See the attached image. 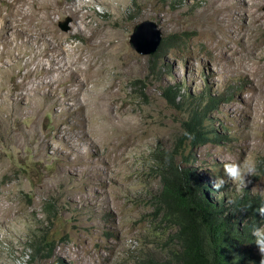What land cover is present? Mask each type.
I'll return each instance as SVG.
<instances>
[{
	"label": "rangeland",
	"instance_id": "rangeland-1",
	"mask_svg": "<svg viewBox=\"0 0 264 264\" xmlns=\"http://www.w3.org/2000/svg\"><path fill=\"white\" fill-rule=\"evenodd\" d=\"M210 2L122 0L105 8L92 0L87 20L53 15L40 29L25 24L31 54L0 72V264L164 262L176 228L157 215L156 158L179 145L194 112L215 134L184 146L207 185L227 179L225 163L257 170L246 187L229 180L214 199L264 198V20L249 26L257 9L232 0V26L203 34L213 25ZM258 14L264 18V4ZM146 21L157 24L162 43L176 36V45L137 53L130 38ZM48 44L63 53L57 65L37 55ZM59 66L65 73L48 71ZM169 87L179 93L176 105Z\"/></svg>",
	"mask_w": 264,
	"mask_h": 264
},
{
	"label": "trees",
	"instance_id": "trees-1",
	"mask_svg": "<svg viewBox=\"0 0 264 264\" xmlns=\"http://www.w3.org/2000/svg\"><path fill=\"white\" fill-rule=\"evenodd\" d=\"M176 40V36L165 39L160 48L173 47ZM165 95L171 104H177L179 93L174 87L165 89ZM200 113H192L182 127L183 133L187 131L194 139L182 134L179 145L156 158L163 185L157 196V215L176 228L171 240L177 242L159 264H260L262 257L252 231L259 225L261 216L256 210L264 206V198L245 192L230 202L214 199L215 189L205 183L185 153L184 146L215 140ZM43 248L37 246L35 254L41 255Z\"/></svg>",
	"mask_w": 264,
	"mask_h": 264
},
{
	"label": "bare ground",
	"instance_id": "bare-ground-1",
	"mask_svg": "<svg viewBox=\"0 0 264 264\" xmlns=\"http://www.w3.org/2000/svg\"><path fill=\"white\" fill-rule=\"evenodd\" d=\"M95 1L99 2L105 8H111L113 1L122 2V0H95ZM250 1L252 2V9H257V11L255 10L252 13L249 11L251 13L250 15L251 23H249L248 25L249 26L251 25L252 27L254 23L255 24L257 23V20H259L260 22L264 20V18L259 16V14H258L259 17H257L258 8L260 7V5L264 4V0H250ZM90 3L87 2L86 0H0V45L3 47L2 50L0 51V63H1L0 72L6 73L7 71L8 74V71H13V67H14V65L11 64L9 61H13V59H16L18 61V59L25 58L27 55L31 54L30 53L31 49H29L30 40L29 39L26 40L23 37L25 32L23 27L26 26L25 25L26 23L27 25L28 24L30 25L32 22H34L35 26L38 29H40L42 28L41 25L42 22L50 23L51 21H53L52 20L53 15H69L70 16L69 18L73 19V21L75 20V22L78 19L84 21L89 18V15L82 13L86 10V8H88V5ZM24 7H29V13H25V11L24 12L22 11ZM233 7L234 6L232 4V0H211V2L208 5V8L209 11L210 9H212L213 13L209 18V23L213 25L207 27L206 29H203L202 33L203 34L207 33V35L210 34L213 35L215 33L214 31L217 29L218 30L221 29V31L226 29L228 30V28L231 25V22L233 21V15L231 13ZM198 15L197 17L200 18V14ZM14 20L15 22L18 23V27L21 29H16V30L14 29V27L11 24V22ZM201 24L203 25V23ZM236 36L233 41H238V37ZM68 37L69 39H71V35H68ZM99 45L104 46L106 45V42L102 41ZM12 47L15 48L17 53H15L16 51L15 52L13 51ZM44 47L45 49L43 51L41 48L38 47L40 50H38L37 55L40 54L41 57L49 58V60H51L50 63L54 61L56 64L58 57H61L63 53L59 52L55 48L52 49V46L50 44L44 45ZM90 58H88L89 63H91ZM63 60H60L59 58L58 64H61ZM51 70L59 71L61 74L65 73V69L62 66L53 69L51 67L50 70L48 71ZM73 73L74 72H70L69 75H73Z\"/></svg>",
	"mask_w": 264,
	"mask_h": 264
},
{
	"label": "clouds",
	"instance_id": "clouds-1",
	"mask_svg": "<svg viewBox=\"0 0 264 264\" xmlns=\"http://www.w3.org/2000/svg\"><path fill=\"white\" fill-rule=\"evenodd\" d=\"M188 139H194V137L185 131L183 133ZM256 167L254 164L249 163L248 161H245L243 164H237V163H225L223 166V172L224 176L227 178H217L213 182V189L219 190L221 187H223L227 181H240L243 186L246 187L245 183V177H252L256 174ZM248 183H251V181H248ZM253 191H256V187L253 188ZM262 192L264 190L261 189ZM257 213L264 217V206L259 207L257 210ZM252 236L255 240V246L257 247L262 259L260 261V264H264V227H255L252 231Z\"/></svg>",
	"mask_w": 264,
	"mask_h": 264
},
{
	"label": "water",
	"instance_id": "water-1",
	"mask_svg": "<svg viewBox=\"0 0 264 264\" xmlns=\"http://www.w3.org/2000/svg\"><path fill=\"white\" fill-rule=\"evenodd\" d=\"M161 43V32L157 24L151 21L137 25L130 38L131 47L142 56L154 55Z\"/></svg>",
	"mask_w": 264,
	"mask_h": 264
}]
</instances>
